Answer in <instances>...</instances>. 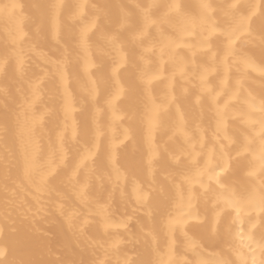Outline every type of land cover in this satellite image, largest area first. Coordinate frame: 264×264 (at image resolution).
I'll list each match as a JSON object with an SVG mask.
<instances>
[{
    "label": "bare ground",
    "instance_id": "1",
    "mask_svg": "<svg viewBox=\"0 0 264 264\" xmlns=\"http://www.w3.org/2000/svg\"><path fill=\"white\" fill-rule=\"evenodd\" d=\"M0 264H264V0H0Z\"/></svg>",
    "mask_w": 264,
    "mask_h": 264
},
{
    "label": "snow or ice",
    "instance_id": "2",
    "mask_svg": "<svg viewBox=\"0 0 264 264\" xmlns=\"http://www.w3.org/2000/svg\"><path fill=\"white\" fill-rule=\"evenodd\" d=\"M92 67V65L90 64V63H86L85 64V70H88V69H90ZM120 94H121V90H118L117 92H116V94L111 98V100L109 101V103L110 104H114L115 102H116V100H117V98L120 96ZM158 107V106H157ZM70 110V109H69ZM150 123H153L154 124V120L153 121H151Z\"/></svg>",
    "mask_w": 264,
    "mask_h": 264
}]
</instances>
